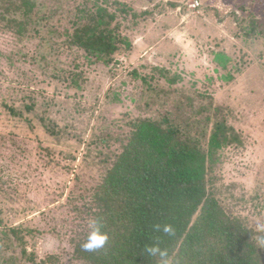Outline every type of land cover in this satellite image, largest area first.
Here are the masks:
<instances>
[{"label":"rangeland","instance_id":"obj_1","mask_svg":"<svg viewBox=\"0 0 264 264\" xmlns=\"http://www.w3.org/2000/svg\"><path fill=\"white\" fill-rule=\"evenodd\" d=\"M31 1L0 0V264H89L82 211L136 123L213 108L243 139L219 152V196L244 194L264 232V0ZM99 28L119 37L111 60L86 44Z\"/></svg>","mask_w":264,"mask_h":264},{"label":"trees","instance_id":"obj_2","mask_svg":"<svg viewBox=\"0 0 264 264\" xmlns=\"http://www.w3.org/2000/svg\"><path fill=\"white\" fill-rule=\"evenodd\" d=\"M22 4L25 14L36 5L31 0ZM98 32L96 38L88 34L86 44H98L104 60H111L119 37L105 28ZM213 117L216 125L205 143ZM164 121L167 126L150 119L136 123L95 193L96 205L82 211L103 223L108 242L92 252L81 247L89 232L87 218L84 238L72 242L73 258L89 264H159L158 255L145 251L146 246L159 244L168 250L173 264H264V245L259 242L264 232L239 213L245 195L227 206L213 173L221 149L241 144V131L230 127L227 118L220 119L218 108L206 117L188 119L186 129L178 128L168 116ZM165 224L172 226L173 234L154 227ZM14 233L22 238L17 230ZM27 252L24 247L23 253Z\"/></svg>","mask_w":264,"mask_h":264},{"label":"clouds","instance_id":"obj_3","mask_svg":"<svg viewBox=\"0 0 264 264\" xmlns=\"http://www.w3.org/2000/svg\"><path fill=\"white\" fill-rule=\"evenodd\" d=\"M157 231H163L166 234H173L172 226L169 224L155 225ZM108 242V235L104 231L103 223L100 220L93 219L89 224V232L86 240L81 244V247L88 252L96 251L102 249ZM261 245H264V239L259 241ZM145 251L149 255L156 257L159 256V264H173L172 257L169 256L167 249H162L159 244L148 245Z\"/></svg>","mask_w":264,"mask_h":264},{"label":"built area","instance_id":"obj_4","mask_svg":"<svg viewBox=\"0 0 264 264\" xmlns=\"http://www.w3.org/2000/svg\"><path fill=\"white\" fill-rule=\"evenodd\" d=\"M193 5L194 6H198L199 5V1L195 2Z\"/></svg>","mask_w":264,"mask_h":264}]
</instances>
